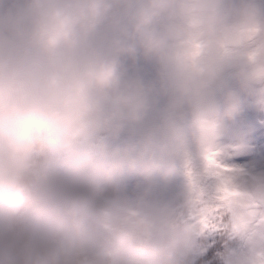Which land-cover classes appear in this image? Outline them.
Returning a JSON list of instances; mask_svg holds the SVG:
<instances>
[{"label":"clouds","instance_id":"9594fccd","mask_svg":"<svg viewBox=\"0 0 264 264\" xmlns=\"http://www.w3.org/2000/svg\"><path fill=\"white\" fill-rule=\"evenodd\" d=\"M248 111L264 0H0V264H203ZM229 176L217 264H264V169Z\"/></svg>","mask_w":264,"mask_h":264},{"label":"rangeland","instance_id":"374dc122","mask_svg":"<svg viewBox=\"0 0 264 264\" xmlns=\"http://www.w3.org/2000/svg\"><path fill=\"white\" fill-rule=\"evenodd\" d=\"M10 3L11 0H8ZM243 143L239 142V139ZM221 161L233 169L247 170L249 168L264 169V114L248 111L237 121L233 133L225 139ZM183 177L178 176L162 193L164 199H169L180 190ZM218 241V233L211 234ZM206 235L205 240H210Z\"/></svg>","mask_w":264,"mask_h":264},{"label":"snow or ice","instance_id":"6c2138e0","mask_svg":"<svg viewBox=\"0 0 264 264\" xmlns=\"http://www.w3.org/2000/svg\"><path fill=\"white\" fill-rule=\"evenodd\" d=\"M229 171H234V169L225 170L214 157L208 158L209 188L214 191L215 203L200 217L201 229L205 235H211L219 231L223 222L222 211L234 197L239 195L231 185Z\"/></svg>","mask_w":264,"mask_h":264},{"label":"trees","instance_id":"16d2710c","mask_svg":"<svg viewBox=\"0 0 264 264\" xmlns=\"http://www.w3.org/2000/svg\"><path fill=\"white\" fill-rule=\"evenodd\" d=\"M211 235L210 240H205V245L202 251L201 260L203 264H217L216 254L218 251L222 250V242L218 241V237L216 239L212 238ZM221 240V237L219 239Z\"/></svg>","mask_w":264,"mask_h":264}]
</instances>
